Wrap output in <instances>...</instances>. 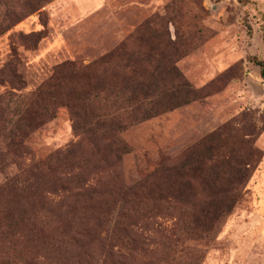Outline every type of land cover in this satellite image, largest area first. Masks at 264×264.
I'll list each match as a JSON object with an SVG mask.
<instances>
[{
    "label": "trees",
    "instance_id": "1",
    "mask_svg": "<svg viewBox=\"0 0 264 264\" xmlns=\"http://www.w3.org/2000/svg\"><path fill=\"white\" fill-rule=\"evenodd\" d=\"M51 1L0 0V35ZM158 32L145 22L131 42L88 65L62 63L27 94L17 59L1 71L11 90L0 96V167L18 172L0 186L9 205L0 228L19 249L3 264H40L39 254L26 259L33 247H46L56 264H172L209 243L233 212L255 170L243 159L255 155L219 145L216 135L163 159L131 187L119 171L131 152L123 132L200 96L177 67L181 44ZM255 64L264 78V61ZM61 107L80 140L36 160L26 141ZM45 194L60 197L56 206ZM159 218L176 221L164 228Z\"/></svg>",
    "mask_w": 264,
    "mask_h": 264
},
{
    "label": "rangeland",
    "instance_id": "2",
    "mask_svg": "<svg viewBox=\"0 0 264 264\" xmlns=\"http://www.w3.org/2000/svg\"><path fill=\"white\" fill-rule=\"evenodd\" d=\"M145 22L181 44L185 56L177 67L200 96L123 132L131 151L119 164L125 185H135L163 159L180 157L213 135L221 146L255 155L252 163L243 159L254 174L213 239L172 264H264V78L255 64L264 61V0H53L0 35V73L17 59L22 93L34 92L56 66L88 65L131 42ZM1 80L0 96L11 90ZM79 140L69 111L61 107L56 118L30 134L26 146L33 158L46 160ZM200 149L208 153L209 145ZM17 172L15 166L0 167V186ZM48 196L56 206L60 197ZM8 211V198L2 196L0 221ZM175 221L159 218L164 228ZM6 233L2 226L0 264L19 250ZM37 250L24 253L29 263L39 254L40 264H56L46 247Z\"/></svg>",
    "mask_w": 264,
    "mask_h": 264
}]
</instances>
